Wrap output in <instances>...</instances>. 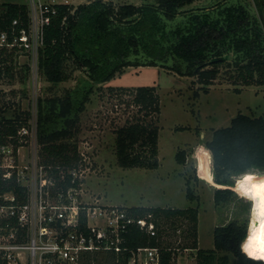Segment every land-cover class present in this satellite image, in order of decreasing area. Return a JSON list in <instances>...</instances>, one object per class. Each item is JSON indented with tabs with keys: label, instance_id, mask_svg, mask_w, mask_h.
<instances>
[{
	"label": "trees",
	"instance_id": "1",
	"mask_svg": "<svg viewBox=\"0 0 264 264\" xmlns=\"http://www.w3.org/2000/svg\"><path fill=\"white\" fill-rule=\"evenodd\" d=\"M195 1L149 0L139 5H116L113 0H93L77 7L55 5L39 48V74L50 83L66 82L71 78L69 64L72 63L77 69L88 70L90 78L100 84L123 74L128 67L157 66L173 59V66H165L196 78L194 82L204 92L210 91L222 71L233 85L264 86V0H253L257 14L243 3L230 6L218 3L211 8L184 10ZM183 14H187L186 21L170 28L167 21ZM29 27L26 3L0 2V36L6 32L8 42L13 43ZM19 49L18 45L11 48L12 52ZM9 51L7 46H0V76L11 74ZM117 90L127 91L126 87L110 88L111 92ZM131 94L132 105L140 115L116 130L118 163L124 168L157 169L160 166V95L155 86L137 87ZM198 94L196 91L195 95ZM88 100L87 94L79 106L70 94L39 100L37 135L42 163L59 166L66 172L78 165V145L68 140L77 135L80 113ZM6 110L0 108V144L12 143L17 149L21 145L19 131L29 126L31 113L23 111L7 118ZM206 146L212 157L215 183L220 185L215 189L216 205L229 202L232 191L228 187L233 186L235 176L243 174L234 188L251 202L248 235L247 225L233 220L216 227L215 247L204 249L199 246L198 207H128L137 219L153 223L154 231L133 225L125 234V252L88 254L82 264H129L132 251L142 247L158 248L160 264H177L180 249L196 250L197 264H230V254L234 256L233 264H264L259 261L264 256H249L241 248L254 231L255 223L264 224L259 200L245 191L264 182V173L249 172L264 171V115L239 113L230 126L215 129ZM186 159L187 151L179 150L177 162L185 164ZM4 174L0 171V194L13 192L24 200L26 188L18 183L15 175L5 178ZM186 185L187 197L197 200L190 179ZM181 229H184V241L174 243L171 237Z\"/></svg>",
	"mask_w": 264,
	"mask_h": 264
},
{
	"label": "rangeland",
	"instance_id": "2",
	"mask_svg": "<svg viewBox=\"0 0 264 264\" xmlns=\"http://www.w3.org/2000/svg\"><path fill=\"white\" fill-rule=\"evenodd\" d=\"M27 1L0 0L19 4L28 3ZM90 1L93 0H74V5L77 7ZM145 1L149 0H113L116 5H139ZM218 3L228 6L243 3L253 14L258 13L253 0H197L187 5L184 10L211 8ZM183 15L167 21L169 27L174 28L185 22L187 14ZM8 48L11 74L0 76V108L7 109V118L29 111V126L37 129L40 99L65 97L70 94L78 100L79 106L84 96L89 95V100L80 113L78 133L74 139L68 140L78 145L80 159L77 175L81 182V199L85 203L127 208L198 207L199 246L204 249L215 247V228L227 225L233 220L245 223L248 235L252 220L251 202L234 188L243 174L235 176L233 186L228 187L232 191L229 202L216 205L214 195L218 186L205 180H212L213 169L206 143L211 140L215 129L230 126L232 119L239 113L263 116L264 86L233 85L225 71H222L210 91L204 92L201 85L194 82L196 78L181 75L168 68L174 65L173 59L157 66L128 67L123 74L100 84L90 78L88 70L77 69L70 63L71 78L62 83H50L39 74L36 48L19 49L16 52H12V47ZM141 59L146 60L144 57ZM142 86H155L161 99L162 109L158 117L160 166L157 169L124 168L119 165L116 156V130L140 115L137 107L132 105L131 91ZM111 87H126L127 91L111 92ZM237 87L242 90H235ZM196 91L199 92L197 96ZM62 124L60 121L59 126ZM183 149L187 151L186 163L179 164L176 155ZM27 151L28 146L25 145L22 153L27 155ZM249 172L264 173L258 169ZM187 179L191 180V187L198 197L195 201L187 197ZM260 227L261 224L256 222L254 231L242 245L249 244V239L258 234ZM183 230L171 237L174 243L184 241ZM258 242L264 244V234H261ZM189 250L177 251V264H197V252ZM233 262L234 256L230 254V264Z\"/></svg>",
	"mask_w": 264,
	"mask_h": 264
},
{
	"label": "built area",
	"instance_id": "3",
	"mask_svg": "<svg viewBox=\"0 0 264 264\" xmlns=\"http://www.w3.org/2000/svg\"><path fill=\"white\" fill-rule=\"evenodd\" d=\"M27 2L28 31L22 30L13 43L2 32L0 46L27 50L36 46L39 55L44 27L55 5L75 6V2ZM19 137L17 149L12 143L0 144V171L5 168V178L15 175L26 188L24 200L13 192L0 194V264H82L88 254L125 252V234L133 225L154 231L153 223L137 219L127 207L85 203L77 166L66 172L41 162L37 129L23 127ZM25 145L27 155L22 153ZM129 264H160L159 249L138 248L132 251Z\"/></svg>",
	"mask_w": 264,
	"mask_h": 264
},
{
	"label": "snow or ice",
	"instance_id": "4",
	"mask_svg": "<svg viewBox=\"0 0 264 264\" xmlns=\"http://www.w3.org/2000/svg\"><path fill=\"white\" fill-rule=\"evenodd\" d=\"M245 191L249 195H252L255 199L259 200L261 216L264 218V182L259 185H255L251 190L245 189ZM261 234H264V224L261 225L258 234H254L253 237L249 239V246L255 245L260 240Z\"/></svg>",
	"mask_w": 264,
	"mask_h": 264
},
{
	"label": "clouds",
	"instance_id": "5",
	"mask_svg": "<svg viewBox=\"0 0 264 264\" xmlns=\"http://www.w3.org/2000/svg\"><path fill=\"white\" fill-rule=\"evenodd\" d=\"M258 246H249V244L242 245V250L249 256L260 257L264 256V244L257 242Z\"/></svg>",
	"mask_w": 264,
	"mask_h": 264
},
{
	"label": "crops",
	"instance_id": "6",
	"mask_svg": "<svg viewBox=\"0 0 264 264\" xmlns=\"http://www.w3.org/2000/svg\"><path fill=\"white\" fill-rule=\"evenodd\" d=\"M141 4H142V3H141ZM209 155H210V154H209ZM210 158H211V165H213L211 155H210ZM200 176H201L202 179H204V178L202 177V175H200ZM205 180L208 181V182H211V183L215 184V185L218 186V187L220 186V185H218V184L215 183L214 176H213V169H212V180H207V179H205ZM189 251L196 252V250H189Z\"/></svg>",
	"mask_w": 264,
	"mask_h": 264
},
{
	"label": "water",
	"instance_id": "7",
	"mask_svg": "<svg viewBox=\"0 0 264 264\" xmlns=\"http://www.w3.org/2000/svg\"><path fill=\"white\" fill-rule=\"evenodd\" d=\"M259 261H264V260H259Z\"/></svg>",
	"mask_w": 264,
	"mask_h": 264
}]
</instances>
